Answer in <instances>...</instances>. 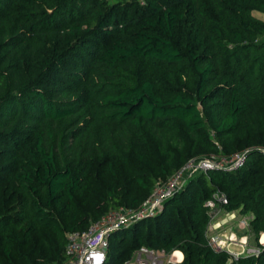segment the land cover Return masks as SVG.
<instances>
[{"label": "trees", "instance_id": "16d2710c", "mask_svg": "<svg viewBox=\"0 0 264 264\" xmlns=\"http://www.w3.org/2000/svg\"><path fill=\"white\" fill-rule=\"evenodd\" d=\"M264 0H0V264H61L68 232L138 208L195 157L156 214L110 235L174 264H264L209 239L216 191L264 233Z\"/></svg>", "mask_w": 264, "mask_h": 264}, {"label": "built area", "instance_id": "2783aa9c", "mask_svg": "<svg viewBox=\"0 0 264 264\" xmlns=\"http://www.w3.org/2000/svg\"><path fill=\"white\" fill-rule=\"evenodd\" d=\"M248 151L244 150L232 155L192 158L169 178L158 181L150 196L138 208L122 206L111 209L92 221L87 229L68 232L66 259L61 264H105L110 247V235L114 231L156 214L165 199L175 194L194 174L215 168L234 170L241 167L246 161ZM261 151L264 155V148ZM227 203V196L219 190L207 200L210 208L208 232L211 245L217 249L228 250L235 258L244 254H260L261 244L264 243L262 237L258 238L257 244L249 242L253 216L237 209H227L225 207ZM233 224L248 232L243 239H240L243 244L241 252L229 248L236 240L234 235L224 237L219 231L225 225ZM183 258L184 253L181 250L167 253L164 249L141 246L124 264H174L181 262Z\"/></svg>", "mask_w": 264, "mask_h": 264}, {"label": "rangeland", "instance_id": "374dc122", "mask_svg": "<svg viewBox=\"0 0 264 264\" xmlns=\"http://www.w3.org/2000/svg\"><path fill=\"white\" fill-rule=\"evenodd\" d=\"M253 13L256 16L264 19V13L263 12L258 11V10H255ZM237 210H239V209H237ZM249 214L253 216L252 213H249ZM220 233L223 234L224 237H225V235H230V234L234 235L236 240L233 243H231V245L229 246V248L231 250H236L238 252H241L242 251V249H243L242 245L243 244H242V241L240 239H243L244 238L243 236H245L246 234H248V232L245 229L238 227L236 224H233L231 226H227L226 229L220 231ZM249 242L251 244H257V243H259L258 237L252 231L250 232Z\"/></svg>", "mask_w": 264, "mask_h": 264}, {"label": "crops", "instance_id": "0c3cea01", "mask_svg": "<svg viewBox=\"0 0 264 264\" xmlns=\"http://www.w3.org/2000/svg\"><path fill=\"white\" fill-rule=\"evenodd\" d=\"M227 226H228V225H225L223 228L219 229V231L225 230ZM260 236L262 237V240H263V242H264V233H261ZM260 236H259V237H260ZM259 237H258V238H259Z\"/></svg>", "mask_w": 264, "mask_h": 264}]
</instances>
